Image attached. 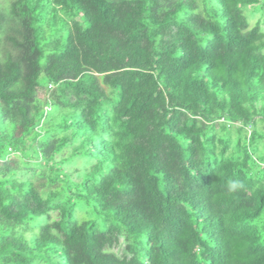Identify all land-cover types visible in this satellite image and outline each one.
<instances>
[{"label": "trees", "instance_id": "1", "mask_svg": "<svg viewBox=\"0 0 264 264\" xmlns=\"http://www.w3.org/2000/svg\"><path fill=\"white\" fill-rule=\"evenodd\" d=\"M260 3L0 0V264H264Z\"/></svg>", "mask_w": 264, "mask_h": 264}, {"label": "rangeland", "instance_id": "2", "mask_svg": "<svg viewBox=\"0 0 264 264\" xmlns=\"http://www.w3.org/2000/svg\"><path fill=\"white\" fill-rule=\"evenodd\" d=\"M263 5H264V0H261V3L258 7L259 10L257 13L254 14V16L251 15L253 8L246 11V15L250 19L251 26H254L259 20H261L262 22L264 21V6ZM262 30L264 31V25H263ZM40 97L41 98L44 97L43 91L40 92ZM53 217H57V214L53 213ZM124 248H125V242H124V239H121L120 243L117 246H115L114 248H112L111 251L118 256H122L124 253Z\"/></svg>", "mask_w": 264, "mask_h": 264}]
</instances>
